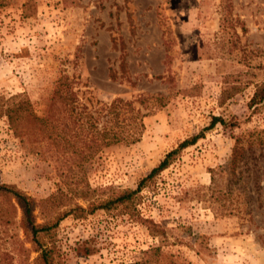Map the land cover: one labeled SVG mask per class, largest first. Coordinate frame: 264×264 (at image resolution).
I'll return each mask as SVG.
<instances>
[{
	"label": "rangeland",
	"instance_id": "obj_1",
	"mask_svg": "<svg viewBox=\"0 0 264 264\" xmlns=\"http://www.w3.org/2000/svg\"><path fill=\"white\" fill-rule=\"evenodd\" d=\"M261 82L264 0H0V264H264Z\"/></svg>",
	"mask_w": 264,
	"mask_h": 264
},
{
	"label": "trees",
	"instance_id": "obj_2",
	"mask_svg": "<svg viewBox=\"0 0 264 264\" xmlns=\"http://www.w3.org/2000/svg\"><path fill=\"white\" fill-rule=\"evenodd\" d=\"M65 82L66 81H64L63 83H65ZM63 83H61V84L67 85V84H63ZM255 87H256L255 93H254L253 97L251 98V105L252 106L256 103L258 104V103H261L264 101V82L257 83L255 85ZM233 89H236V90H233L231 92V94H229L228 99L233 97L235 95V93L239 92V88L235 87ZM166 98L167 97L164 95H159V96L155 97L154 99L156 102H161V105H165V102L163 100H166ZM53 99L55 101V98H53ZM124 106H132V103L124 101L121 98H117L111 103L110 112L114 113L118 109L123 108ZM19 109H20V107L17 109H15V107L14 108L8 107L6 110V115L8 116L10 123L12 122L11 124H13V125H14L13 122L15 121V110L21 111L22 108L20 110ZM20 115L21 114H18V116L16 117V120L21 118ZM36 119H38L42 123L46 122L45 118L44 119L43 118L42 119L36 118ZM218 122H220L222 124L226 123L223 118L214 117L212 120V125H215ZM140 125H141V127H144V124H142V119H141ZM108 132L106 134L107 136L109 134ZM110 132L112 133V135L110 134V138H109L110 144H115V143H118V142L122 141L123 139H125L124 137L118 136V132H116L115 129L110 130ZM197 139H198V136H196L192 139H188V140L184 141L183 143H181L179 148H183V147H186L190 144H194ZM177 151H178V149L169 152L167 154V156L165 157V159L160 163V165L158 167L154 168L152 170V172L145 179H143L141 181L139 188H141V186L145 183V181L147 179H151L159 171L165 169L169 165L171 158L177 153ZM134 193L135 192L125 194L123 197L120 198V201H124L125 199H129L132 196V194H134ZM0 196L14 198L17 200L18 204L20 205V207L23 211V218H24L25 225H27V227L31 230V232L34 236V241L36 243L37 242L39 243V234L42 231H44L45 228L37 226L34 222L33 206H32L31 199L28 196H26L24 193L17 190L15 187L2 183L1 180H0ZM40 247H41L40 248L41 254L39 256V260L41 261V263L42 264H55L54 259H53V253H52L53 251L51 249H48V248H43L42 246H40Z\"/></svg>",
	"mask_w": 264,
	"mask_h": 264
}]
</instances>
